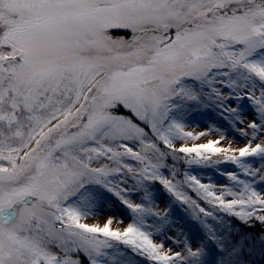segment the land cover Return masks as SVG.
<instances>
[{"label": "snow or ice", "instance_id": "6c2138e0", "mask_svg": "<svg viewBox=\"0 0 264 264\" xmlns=\"http://www.w3.org/2000/svg\"><path fill=\"white\" fill-rule=\"evenodd\" d=\"M233 100L251 102L256 114L240 128L245 137L251 130L244 147L173 143L198 138L181 123L192 104H211L243 126ZM229 152L264 161V0H0V264L264 260V233H234L217 216L264 224V196L251 184L217 195L195 176L173 183L179 173L168 158L192 153L205 161V153L222 154L264 181V166L253 170ZM149 180L184 202L177 187L189 183L211 208L191 203L219 222L197 215L203 237L173 238L177 247L165 250L146 224L160 217L162 235L167 218L153 211ZM139 188L145 195L134 203ZM106 194L135 214L133 223L121 230L112 217L86 222L103 215Z\"/></svg>", "mask_w": 264, "mask_h": 264}, {"label": "rangeland", "instance_id": "374dc122", "mask_svg": "<svg viewBox=\"0 0 264 264\" xmlns=\"http://www.w3.org/2000/svg\"><path fill=\"white\" fill-rule=\"evenodd\" d=\"M259 95V90H257ZM229 107H236L241 111V118L245 124L242 126L239 122L235 121L233 117L229 116L228 113L223 112L222 109L216 108L215 106L208 104H192L184 112L181 123L184 125V132H191L198 138H184L174 139L173 143L179 147L181 145L194 146L198 144L207 143L209 140H219L220 143L216 145L221 148H232L239 149L244 147L249 140H251V130L248 131V136L245 137L241 134L240 128L245 127L248 122H251L255 117L254 108L251 102L245 100L238 104L236 100L231 101ZM204 133V135H199ZM260 139H257L255 143H259ZM254 146V144H253ZM237 155V157L246 162L253 170L260 169L264 166V161L259 156L250 157H239L238 152H229L227 155ZM204 155L209 156L210 159L205 161L200 157H196L195 153L192 154H178V158L182 159V164L176 163L178 158L173 161L171 156L168 158L169 165L175 166L178 171V175L173 180L184 181L185 176L191 175L197 177L202 184L212 185L213 190L217 195L221 194V190L231 189L233 192L239 194L243 189V182H247L252 185L256 191L260 192L264 196V181H261L260 176L253 177L250 174H246L245 170L240 167L239 164L226 161L222 154H211L205 153ZM200 159L201 163H191L188 160ZM135 165V161H128ZM165 178L172 179V172L169 169L161 170ZM229 174H234L237 177L236 181L229 179ZM264 175V173H261ZM136 183L135 180H129L128 185L131 188ZM145 185L148 188V193L151 198V206L154 212H159L161 216L167 214V218L162 225L163 234H157L155 225L159 224L160 217L148 216L146 217V224L153 225L150 231L153 232L154 242H164L165 250L170 247H177L173 238H178L182 243L185 238L196 242L199 238L204 235L203 227L200 220L208 219L209 223H218L212 221L211 218L204 217L203 213H199V208L195 207L191 201H196L201 207L206 210L210 209L211 206L206 201L201 199L193 187L189 186V183H181L177 187V191H180L183 195L189 197L188 202H184L181 199H177L171 192H169L160 182L157 181H145ZM111 196V194H106ZM145 193L143 188H139L137 191L130 194V198L134 203H138L142 200ZM233 197L225 196L226 200H230ZM147 203V202H146ZM239 206L236 207L235 211H239ZM103 215L90 217L86 222L88 223H103L108 217H112L114 223L113 228L123 229L128 224L133 223L135 214L131 212L126 205L122 204L116 197L111 196L110 200L104 205L101 210ZM257 214H264L259 210ZM199 215L200 220L196 219ZM218 218H222L224 221H230L233 218L238 219L235 216H230L227 213L217 211ZM239 220V219H238ZM122 221V223H119ZM178 250V248H177ZM132 260V264H151L143 256L129 257Z\"/></svg>", "mask_w": 264, "mask_h": 264}, {"label": "trees", "instance_id": "16d2710c", "mask_svg": "<svg viewBox=\"0 0 264 264\" xmlns=\"http://www.w3.org/2000/svg\"><path fill=\"white\" fill-rule=\"evenodd\" d=\"M176 163L182 164V159H179L176 161ZM231 223L233 225V231L234 233H240L241 235H248L260 237L262 233H264V224H262L260 221H257L253 218V226L249 227L245 224H243L240 220L233 218L231 219ZM253 260V264H264V260L261 259L259 254H256L255 256L251 257Z\"/></svg>", "mask_w": 264, "mask_h": 264}]
</instances>
